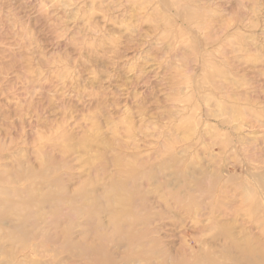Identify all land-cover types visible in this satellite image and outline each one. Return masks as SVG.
<instances>
[{"label": "rangeland", "instance_id": "374dc122", "mask_svg": "<svg viewBox=\"0 0 264 264\" xmlns=\"http://www.w3.org/2000/svg\"><path fill=\"white\" fill-rule=\"evenodd\" d=\"M0 264H264V0H0Z\"/></svg>", "mask_w": 264, "mask_h": 264}]
</instances>
